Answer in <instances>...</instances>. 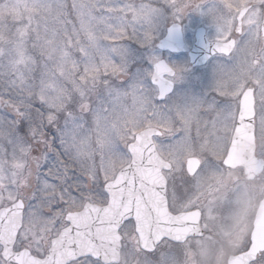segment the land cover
Masks as SVG:
<instances>
[{"label": "snow or ice", "instance_id": "6c2138e0", "mask_svg": "<svg viewBox=\"0 0 264 264\" xmlns=\"http://www.w3.org/2000/svg\"><path fill=\"white\" fill-rule=\"evenodd\" d=\"M0 264H264V0H0Z\"/></svg>", "mask_w": 264, "mask_h": 264}, {"label": "flooded vegetation", "instance_id": "af4514ba", "mask_svg": "<svg viewBox=\"0 0 264 264\" xmlns=\"http://www.w3.org/2000/svg\"><path fill=\"white\" fill-rule=\"evenodd\" d=\"M182 28H183V31H182L183 42L185 46L191 51L197 42V38H196L197 33H201L202 30L201 31L197 30V28L194 26V21L191 16L187 17L183 21ZM164 32L167 33V31H164ZM160 53L163 55L174 56L175 63L185 65L189 69V73H195L197 75H199L200 73H204L206 76V80L203 84V87H207L208 84H210L211 66L209 65L208 61H206L203 65H194L191 62L188 52L177 54V53H171L168 51H161Z\"/></svg>", "mask_w": 264, "mask_h": 264}, {"label": "water", "instance_id": "95a60500", "mask_svg": "<svg viewBox=\"0 0 264 264\" xmlns=\"http://www.w3.org/2000/svg\"><path fill=\"white\" fill-rule=\"evenodd\" d=\"M197 42L194 45L193 49L190 51L183 42V36L181 34L179 42L164 43L168 40V32L166 36L159 41L157 48L161 51H169L172 53H183L188 52L191 62L194 65H203L207 59V49L204 47L203 40L201 38V33L196 35ZM163 45V46H162Z\"/></svg>", "mask_w": 264, "mask_h": 264}, {"label": "rangeland", "instance_id": "374dc122", "mask_svg": "<svg viewBox=\"0 0 264 264\" xmlns=\"http://www.w3.org/2000/svg\"><path fill=\"white\" fill-rule=\"evenodd\" d=\"M165 33H166V32L162 31V32L159 34V39H158V41H157V44L159 43V41H160L161 39H163V38L166 36ZM156 50H157V54H161V53H160L161 50L157 48V45H156ZM168 52H169V51H168ZM171 53H172V52H171ZM177 54H178V53H177ZM164 58H165L166 60H168L169 62H173V63H175V57H174V56H171V55H164ZM145 67H147V65H146Z\"/></svg>", "mask_w": 264, "mask_h": 264}]
</instances>
